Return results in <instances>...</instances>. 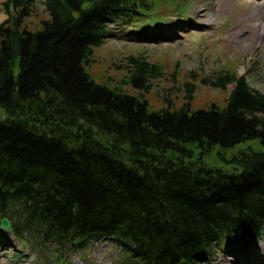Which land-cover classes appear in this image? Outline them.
<instances>
[{
	"label": "trees",
	"instance_id": "obj_1",
	"mask_svg": "<svg viewBox=\"0 0 264 264\" xmlns=\"http://www.w3.org/2000/svg\"><path fill=\"white\" fill-rule=\"evenodd\" d=\"M34 2L5 0L0 23V221L9 231L55 248L113 240L122 264H205L234 237L264 238V94L225 71L200 79L231 84L224 106L192 110L195 85L185 82L179 107L165 99L152 109L141 89L162 71L142 55L128 57L136 93L87 71L108 25L157 13L152 1L41 0L48 18L32 30L24 21ZM252 139L261 150L218 151L225 168L206 164L212 148Z\"/></svg>",
	"mask_w": 264,
	"mask_h": 264
},
{
	"label": "rangeland",
	"instance_id": "obj_2",
	"mask_svg": "<svg viewBox=\"0 0 264 264\" xmlns=\"http://www.w3.org/2000/svg\"><path fill=\"white\" fill-rule=\"evenodd\" d=\"M4 1L0 0V23L8 17ZM150 1L157 13L130 24L108 25L111 33L102 45L93 49L87 67L95 81L120 85L130 93L139 92L129 81L133 63L128 57L142 55L146 61L158 65L157 71H162L160 77L150 78L149 90L141 89L152 109L165 106V99L179 107L187 100L185 82L195 85L194 95L189 100L192 110L211 103L224 106L231 84L225 89L214 88L200 79L210 81L225 71L243 76L251 88L264 94V39L250 31V23L254 21L251 15L259 0ZM47 18L41 0H35L24 24L37 30L41 20ZM247 148L259 151L262 145L258 139H252L229 149L214 147L206 155V164L225 168L218 151L230 158L238 150ZM36 241L41 240L29 238L25 242L16 238L9 227L0 228V264H122L126 256L115 241H92L74 249L55 248L52 241L39 246ZM260 248H264V238L253 242L246 237H234L213 251L205 264H247L253 258L264 262V251ZM55 249L61 250L60 257Z\"/></svg>",
	"mask_w": 264,
	"mask_h": 264
},
{
	"label": "bare ground",
	"instance_id": "obj_3",
	"mask_svg": "<svg viewBox=\"0 0 264 264\" xmlns=\"http://www.w3.org/2000/svg\"><path fill=\"white\" fill-rule=\"evenodd\" d=\"M257 9L255 12L251 15L252 18H254V21L250 23V31L254 32L256 34L257 38H260L261 40L264 39V0H259L257 3ZM243 18H240V21H242ZM258 43V41H257ZM246 247V246H245ZM262 251H264V248H260ZM242 250V249H240ZM252 264H262L264 263L262 260H257L255 258L251 259ZM250 261H247V264H251ZM262 262V263H261Z\"/></svg>",
	"mask_w": 264,
	"mask_h": 264
},
{
	"label": "water",
	"instance_id": "obj_4",
	"mask_svg": "<svg viewBox=\"0 0 264 264\" xmlns=\"http://www.w3.org/2000/svg\"><path fill=\"white\" fill-rule=\"evenodd\" d=\"M0 222L2 228H7L10 225L9 220L6 217H2Z\"/></svg>",
	"mask_w": 264,
	"mask_h": 264
}]
</instances>
